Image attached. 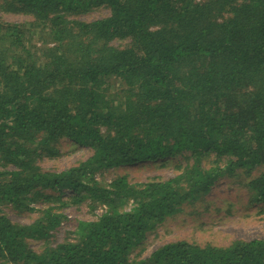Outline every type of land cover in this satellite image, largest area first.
I'll return each instance as SVG.
<instances>
[{
	"label": "trees",
	"instance_id": "1",
	"mask_svg": "<svg viewBox=\"0 0 264 264\" xmlns=\"http://www.w3.org/2000/svg\"><path fill=\"white\" fill-rule=\"evenodd\" d=\"M102 7L108 16L72 18ZM0 10L30 18L0 21V264H264V238L181 240L129 259L219 179L264 166V0H0ZM66 141L90 155L41 168L42 152ZM178 157L185 162L165 180H93ZM246 186L264 203V173ZM66 191L70 205L90 199L101 212L67 218ZM39 200L27 224L2 212ZM69 220L61 242L45 243ZM30 241L44 242L34 251Z\"/></svg>",
	"mask_w": 264,
	"mask_h": 264
},
{
	"label": "rangeland",
	"instance_id": "2",
	"mask_svg": "<svg viewBox=\"0 0 264 264\" xmlns=\"http://www.w3.org/2000/svg\"><path fill=\"white\" fill-rule=\"evenodd\" d=\"M109 11L102 7L93 9L88 13L72 17L81 21H92L108 16ZM30 20L23 14L7 13L0 10V21L7 23H24ZM37 38L34 42H37ZM127 40H114L111 44L115 47H124ZM107 92L109 96H115L120 92L116 81L110 79ZM55 147L53 154L42 152L39 166L43 169L60 171L76 165L79 161L90 155L87 147L66 141L60 142ZM53 146V145H52ZM182 157L166 162L161 166L159 163H144L135 166L119 167L101 171L93 175L94 181L109 185L117 176H126L131 183H141L150 179L165 180L173 177V167L176 163H184ZM1 169V167H0ZM264 173V166L249 170H238L232 175L219 179L201 199L185 206L181 212L161 222L154 229L146 233L141 242L132 247L129 259L134 261L148 256L159 246L185 240L199 245L211 244L224 247L236 240H252L264 238V203H259L250 194L247 183ZM72 193L66 191L63 200L67 201L64 214L69 219L91 220L94 215L101 212V208L91 210L88 207L90 199L85 200L79 206L70 205ZM46 203L42 200L28 203L30 209H16L11 206L3 207V214L12 222L27 224L37 215V210ZM64 222L47 242L59 243L67 232L73 229V222ZM44 241H30L29 247L38 251Z\"/></svg>",
	"mask_w": 264,
	"mask_h": 264
}]
</instances>
